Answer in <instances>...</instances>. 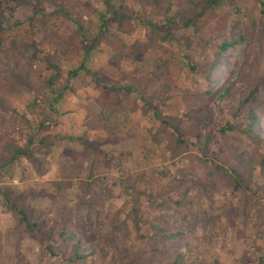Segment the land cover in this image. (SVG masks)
Segmentation results:
<instances>
[{
    "label": "rangeland",
    "instance_id": "1",
    "mask_svg": "<svg viewBox=\"0 0 264 264\" xmlns=\"http://www.w3.org/2000/svg\"><path fill=\"white\" fill-rule=\"evenodd\" d=\"M128 1L142 18L164 23L176 18L185 0ZM0 2V39L18 44L36 39L41 47L57 49L65 70L79 67L77 23H83L86 35L96 33L105 11L103 0ZM262 3L223 0L204 18L201 37L191 48L178 42L184 33L176 31L161 48L142 54L134 46L149 42L145 25L136 22L132 35L114 29L110 42L93 51L86 65L113 84L134 85L138 94L108 95L81 74L51 110L44 64L0 56V145L24 146L32 136L39 159L22 157L0 169V185L23 195L33 220L47 232L56 226L57 235L53 256L7 211L0 193V264H70L64 258L79 238L83 259L75 264H243L244 253L261 234L257 203L233 192L197 146L174 157L171 130L161 131L139 96L156 97L165 115L186 120L189 139L202 140L209 126L226 116L228 105L218 100L223 87L241 76L264 78ZM220 36L219 44L243 39L219 55ZM118 49L124 56L119 65L113 60ZM259 98L264 107V86ZM202 113L207 115L199 123ZM44 122L49 130L39 132ZM254 131L264 140V108ZM235 146L250 155L264 154L263 146L246 138ZM217 162L238 165L235 151L226 146ZM255 181L264 184L260 168ZM136 188L146 196L138 199ZM135 200L149 222L140 228L130 215ZM262 238L264 245V232Z\"/></svg>",
    "mask_w": 264,
    "mask_h": 264
},
{
    "label": "trees",
    "instance_id": "2",
    "mask_svg": "<svg viewBox=\"0 0 264 264\" xmlns=\"http://www.w3.org/2000/svg\"><path fill=\"white\" fill-rule=\"evenodd\" d=\"M160 0H154L159 2ZM223 0H185L183 7L179 9L176 18L167 19L164 23H154L150 20L142 18L135 13L130 6L128 0H103L105 11L100 15L98 32L86 35L83 23L78 22L76 33L80 37L79 43L75 45V50L80 54L79 67L76 69L65 70L61 57L58 55L57 49L41 47L37 44L36 39L22 41L18 44L17 41L3 37L0 39V56L11 55L14 60L24 61L28 63H36L41 61L44 64V72L47 74L46 85L48 98V106L51 110H56V105L64 98L66 91L72 89V81L78 78L81 74L86 75L98 89H102L108 95L118 92H126L128 94H138V89L130 84H113L106 79L99 71L92 70L87 67L86 63L89 60L93 51L98 50L102 45L110 42L112 31L115 29L123 34L132 35L135 33V23L145 25L151 32L149 42L145 44L135 45L139 52L145 54L158 47L160 43H166L172 40L176 31H183L184 36L178 40L179 43H184L187 48H191L196 44L195 38L201 37L202 23L210 13L216 10V7ZM1 4V2H0ZM264 6V3H262ZM171 8V6H170ZM193 32L194 36H191ZM184 40L182 41V38ZM243 39L237 40L228 38L223 43L219 44L223 38L217 37V47L219 55H224L229 49L234 48ZM219 44V45H218ZM63 52H66L63 50ZM124 58L123 54L118 49L113 55V60L119 65V61ZM261 86H264V78L259 77L250 80L247 77H238L228 82L220 92L218 100L227 104V109L223 113L221 122L216 125L209 126L206 135L201 140L193 142L188 138L189 131L186 128V120L184 118L165 115L160 105L156 103V97L149 95H140V100L143 102L146 113L153 112L155 119L160 123L161 131L169 132L173 137V145H171L172 154L176 157L179 151L184 148H190V145L197 146L207 160L209 159L216 168V171L223 176L233 192L241 193L245 197L257 203V215L260 221L261 234L258 241L253 246L252 250L244 253L242 257L243 264H264V245L261 243L264 232V184L254 182L255 171L257 168L262 170L264 176V154L255 153L250 155L249 152H241L238 146H235L236 140L240 137L246 138L257 145L264 147V140L254 131V127L259 119V111L262 110L263 104L259 98ZM206 113H202L198 121L202 123L206 118ZM49 130V126L41 123L39 132ZM234 134V135H232ZM237 136V137H236ZM48 136L45 135L40 141V145H45ZM70 139H75L70 137ZM37 143L30 136L24 146H21L14 141H9L0 145V169H5L14 164L20 158L33 159L38 162L35 157L33 148ZM88 144V141H85ZM224 146L233 149L236 153L238 165L227 167L226 164L217 162L219 151H223ZM102 152V151H101ZM0 193L5 200V206L8 212L14 214L19 225L24 228L27 233L35 234L39 239L43 249L51 255L56 256V226L50 232L43 229V226L38 221L33 220L28 203L24 200L23 195L17 194L10 187L0 185ZM135 193L138 199L146 196V193L136 188ZM151 204L153 195L150 196ZM142 203L140 200H135L130 210V215L135 225L140 228L141 224L147 225L142 215ZM63 238V234H59ZM76 235L69 237V240L75 238ZM81 239L79 238L73 244L69 245L70 255L65 257V261L70 264H75L83 259L79 253ZM173 264H178L175 262ZM214 264H222L216 260Z\"/></svg>",
    "mask_w": 264,
    "mask_h": 264
}]
</instances>
